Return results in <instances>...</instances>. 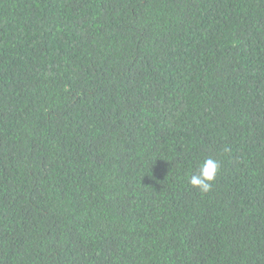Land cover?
Listing matches in <instances>:
<instances>
[{
	"label": "trees",
	"instance_id": "1",
	"mask_svg": "<svg viewBox=\"0 0 264 264\" xmlns=\"http://www.w3.org/2000/svg\"><path fill=\"white\" fill-rule=\"evenodd\" d=\"M0 264H264V0H0Z\"/></svg>",
	"mask_w": 264,
	"mask_h": 264
},
{
	"label": "clouds",
	"instance_id": "2",
	"mask_svg": "<svg viewBox=\"0 0 264 264\" xmlns=\"http://www.w3.org/2000/svg\"><path fill=\"white\" fill-rule=\"evenodd\" d=\"M220 169V162L211 157L204 158L197 170L188 177V183L201 194L211 191Z\"/></svg>",
	"mask_w": 264,
	"mask_h": 264
}]
</instances>
